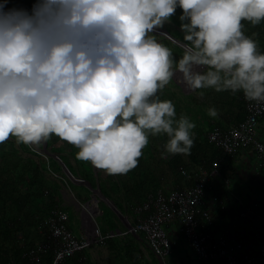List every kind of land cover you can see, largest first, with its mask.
Here are the masks:
<instances>
[{
    "label": "clouds",
    "instance_id": "9594fccd",
    "mask_svg": "<svg viewBox=\"0 0 264 264\" xmlns=\"http://www.w3.org/2000/svg\"><path fill=\"white\" fill-rule=\"evenodd\" d=\"M8 4L0 0V142L39 145L56 134L78 159L123 174L150 135H167L163 154L191 153L196 122L158 95L177 72L189 89L264 102V51L243 30L245 20H264V0ZM178 7L184 43L176 58L156 30Z\"/></svg>",
    "mask_w": 264,
    "mask_h": 264
},
{
    "label": "trees",
    "instance_id": "16d2710c",
    "mask_svg": "<svg viewBox=\"0 0 264 264\" xmlns=\"http://www.w3.org/2000/svg\"><path fill=\"white\" fill-rule=\"evenodd\" d=\"M33 3L34 0H9L7 6L31 9ZM181 12L182 9L178 7L170 21L163 25V28L183 41V30L180 28L182 21L179 19ZM243 23L245 25L243 30L246 34L252 35L257 40L260 50L264 51V20L259 24H252L247 20ZM158 36L164 43L173 48L174 56L178 58L183 51V47L164 34L158 33ZM210 89L206 88L207 92H210ZM214 91L216 94L219 92ZM237 93L241 98L242 103L240 104L244 111L243 117L237 121L239 122L243 120L245 110L241 96L242 92ZM158 95L161 99H171L176 106L177 117L181 115L179 109L180 99L177 98L175 91L164 87L158 90ZM206 126L204 130L196 128L191 153L187 154L186 157L193 165H201L203 166L201 168L210 169L211 163L215 159L220 158L221 163L222 160H229L228 158L232 156L223 153L215 144L206 139V132L210 128L213 126L224 127L214 123L213 120H208ZM152 142L149 136V143L143 148V155L138 158L145 162L147 167L137 164L125 173L128 181L133 184L127 192L131 191L137 200L140 199V194L142 197L144 186H147V188L144 191L143 199L147 193L155 192L158 189L156 182L154 183L155 176L152 174L149 165H147L149 164L147 158L154 155ZM40 145L17 143L15 137L12 136L4 142H0V264H32L29 252L40 240L46 238V235L39 231L40 223L53 208L66 211L69 208L66 205H60L61 190L64 187H69L78 200L88 199V196L82 197L81 193L76 192V184L64 174L59 160L54 157L55 155L74 176L88 181L92 187L98 184L106 197L114 200L113 194L125 190L122 189L123 184L122 179L119 178V173L110 174L106 172V174H103L101 168L94 166L90 161L78 159L75 155L78 150L77 147L56 134H52L46 140L47 149L52 155L47 156L42 153ZM186 157L181 153L171 154L166 161H168L170 168L177 169L178 174L181 175L179 167H187ZM197 169L196 167L190 171H196ZM217 170L218 173H223V169L219 171V166ZM50 171L56 175H53ZM115 204L118 205L117 202ZM99 205L103 210V214L112 213L115 216L114 212L103 202H99ZM117 208L120 209L119 205ZM199 228L201 229L202 226L200 225ZM142 237L141 233H129L118 242L114 238H108L106 242L128 245L125 248V254L128 255L129 260L136 262L143 258L140 251L135 249L138 239ZM38 254L40 264H51L53 259L51 249L40 251ZM151 256L155 257L153 252H151ZM145 263L148 264L149 261L147 260ZM145 263L143 261L142 264Z\"/></svg>",
    "mask_w": 264,
    "mask_h": 264
},
{
    "label": "crops",
    "instance_id": "0c3cea01",
    "mask_svg": "<svg viewBox=\"0 0 264 264\" xmlns=\"http://www.w3.org/2000/svg\"><path fill=\"white\" fill-rule=\"evenodd\" d=\"M212 94L213 97L211 96ZM198 102L201 104L198 105L199 109L195 108V112L189 107V111H193V114L196 115L197 118L203 119V130L207 127L206 123L208 120H213L214 123H218L225 128L230 124L236 123L244 115V111L240 104L242 103L241 98L238 96V93H233L230 90L219 91L217 94H214V92H205L203 97L198 99ZM210 106H215L219 110L217 116L212 117L208 114L207 109ZM257 136L264 140L263 122H260L257 126ZM183 155L186 157L185 154ZM154 156L155 155H150L149 158H147L149 163L147 165H149L152 174L155 176L154 183L156 182L158 189L169 191L173 188L182 187L189 183L182 179L181 175L178 174L177 169L173 170L168 167V165L167 169L163 168V166L161 167V165H159L161 158L158 156L160 161L157 162V159ZM230 156L232 157H229V160L224 159L219 164V171L223 169V173H218L217 170V173L212 176L209 185L205 189L204 197L207 200L206 206L210 211V220L204 221L202 229H207L214 235H222L227 238L230 243L240 242L242 248L239 257L242 260V264H248L244 261V254L254 252L260 243H264V169L259 167L258 160L251 149H239L234 155ZM138 160V165L147 167L145 162L141 159ZM186 164L188 171L196 167H203L201 165H193L187 157ZM101 170V173H103L104 169L101 168ZM119 178L122 179V189L125 190L121 193L117 192L116 194H113L114 200L107 197L108 201H98L100 211L97 215L103 213L99 202H103V204L109 207L115 214L114 216L112 213H107L108 216L114 218V225L111 228L100 229L102 232L125 229L126 225L134 219L133 207L143 200L144 191H146L145 189L147 188V186L143 187L142 197L140 194V199L137 200L131 191H128L129 193L127 192L128 188L133 184L128 181L125 173L121 175L119 174ZM85 187L87 186L85 185ZM71 192L75 196L74 192ZM65 195L66 188L64 187L61 190L60 205L62 206L66 205ZM214 195L220 196L222 202L212 201L211 197ZM76 200L78 203L75 204L77 207L74 216L77 217V221L69 208L67 211H64L68 212L69 227L75 235L79 236L84 234L85 226L88 225L87 218L83 215L80 206L87 199L80 201L76 198ZM108 202L115 209L108 205ZM116 202L120 209L117 208L118 205L115 204ZM95 223L97 224L96 221ZM74 228L75 231L73 230ZM178 229L179 228L175 223H170L166 227L172 244L171 252L166 257L167 264H200L193 251L183 240ZM123 238L124 237L116 238L114 240L118 242ZM126 247H128V245L106 242L105 248H101L99 254H94L93 251L95 248H91L84 250L81 253H77L76 258L83 257V262L85 261L88 264H142L143 261L145 263L147 260L149 261L148 264H162L156 256H151L152 251L146 244L144 237L138 239L135 247V249L140 251V255L143 257L142 259L140 258V261L133 262L129 260L128 255L125 254ZM100 255L104 256V261L99 257ZM95 258L98 261H96ZM210 264L229 263L225 258H220L219 260L210 262Z\"/></svg>",
    "mask_w": 264,
    "mask_h": 264
},
{
    "label": "built area",
    "instance_id": "2783aa9c",
    "mask_svg": "<svg viewBox=\"0 0 264 264\" xmlns=\"http://www.w3.org/2000/svg\"><path fill=\"white\" fill-rule=\"evenodd\" d=\"M241 96L245 110L243 120L225 128L213 126L206 132V139L225 154L234 155L239 149H251L259 167L264 169V140L257 136L258 124L264 123V102L250 101L243 93ZM220 161V158L212 161L210 169L200 167L196 171H188L185 167H179L182 179L189 183L169 191L157 189L147 193L133 207L134 219L123 230L102 232L89 219L91 226H85L84 234L78 236L67 225V212L53 208L39 225V231L46 238L29 252L32 264H40L38 253L47 249L53 251L51 264H86L83 257L76 258L77 253L101 245L108 238H122L129 233H141L154 255L162 264H167L166 257L172 247L166 230L170 223L178 226L183 240L200 264H210L220 258H225L229 264H242L240 242L230 243L222 235L199 228L204 221L210 220L204 193L212 176L217 173ZM211 200L222 202L218 195L212 196ZM80 206L82 211L87 209L85 204ZM244 261L248 264L264 263V243H260L254 252L244 254Z\"/></svg>",
    "mask_w": 264,
    "mask_h": 264
},
{
    "label": "rangeland",
    "instance_id": "374dc122",
    "mask_svg": "<svg viewBox=\"0 0 264 264\" xmlns=\"http://www.w3.org/2000/svg\"><path fill=\"white\" fill-rule=\"evenodd\" d=\"M157 35H158V33H157ZM158 38L161 39L160 36H158ZM205 68H206V66H196V70L203 71V70H205ZM174 78L167 85H165V87H167V88H169V89H171V90L176 92L177 98L180 99L179 100V103H180L179 104V106H180L179 109L181 111V114H187L188 116H190L191 119H193L196 122V127H195V129H193V132L195 134L196 133L195 132L196 128H201L202 127V129H203V127H204V124L202 123L203 119L202 118H200V119L197 118L196 115L193 114V111L192 112L189 111V109H190L189 107H191V109H193L196 112V109L198 108V105H201L198 102V99L203 97V95H200V92L205 93V92H207V90H206V88H204V89H196V90L189 89L188 86L183 82V80L181 78V74L179 72L174 74ZM175 80L181 82L183 84V87H181L178 83H176ZM209 88H211V87H209ZM210 92H214V94H215V91L213 90V88L210 89ZM211 96L213 97V94ZM150 138L153 141L152 142V148L154 150V155H155L154 157L157 159V162H158V161H160L159 158H158V156H159L161 158V161H160L159 165H161V167L163 166V168L167 169V165L169 167V164H168V161H166V160H167L168 156H170L171 154H163V153L165 151L164 144H165V142H166L168 137H166L165 134H159L158 136L157 135L156 136L155 135H150ZM103 174H105V170L103 171ZM76 186H77L76 187V192L77 193L78 192L81 193L82 197H84V196H88L89 197L90 189L88 187H85V185H79V184H76ZM81 201H83V200H81ZM77 203L78 202L76 200V197L69 190V188L66 187L65 204L69 206V210L72 212L73 216H74V213H75V210H76V207H77L75 204H77ZM88 209H89V211L94 213L95 210H96V207H95L94 204H91ZM74 218L77 221V217L74 216ZM95 221L97 222L99 228L102 229V230L103 229H107V228H111L114 225V223H113L114 222V218L111 217V216H108V214L101 213L99 215H96L95 216ZM76 226H77V223H76ZM73 230L75 231V228ZM105 244H106V242L101 244V245L93 247V248H95L93 253L94 254H99V252H100L99 250L101 248H105ZM99 257L102 258V260L104 261V259H103L104 256L100 255ZM96 261H98V260L96 259ZM96 264H99V263H96Z\"/></svg>",
    "mask_w": 264,
    "mask_h": 264
},
{
    "label": "water",
    "instance_id": "95a60500",
    "mask_svg": "<svg viewBox=\"0 0 264 264\" xmlns=\"http://www.w3.org/2000/svg\"><path fill=\"white\" fill-rule=\"evenodd\" d=\"M156 32L158 33H161V34H164L165 36H167L168 38H170L171 40L177 42L178 44H180L181 46L183 45L184 41H181L179 39H177V37L175 35H173L170 31H168L167 29L165 28H157ZM176 76V75H175ZM175 79V78H174ZM176 83H178L181 87H183V84L177 80H175ZM40 150L42 153H44L45 155H52L48 149H47V146H46V141H43L40 143ZM54 157H56L60 164H61V167H62V170L64 172V174L71 180L73 181L74 183H77V184H83V185H86L89 189H90V196L89 198L83 203L85 204V206L88 208V206H90L92 203H94L96 209H97V212L96 213H88V210L87 209H84L83 210V215L84 213H88L89 214V219L93 222V224H96L95 221H94V218L95 216L97 215V213L100 211L99 209V206H98V201L99 200H104V201H108L107 197L102 193L99 185H96L95 187H92L88 181L80 178V177H77V176H74L71 171L68 169V167L58 158L57 155H55ZM109 203V202H108ZM110 206H112L110 203L108 204ZM113 208V206H112ZM115 209V208H113ZM85 216V215H84ZM128 225V224H127Z\"/></svg>",
    "mask_w": 264,
    "mask_h": 264
},
{
    "label": "bare ground",
    "instance_id": "6f19581e",
    "mask_svg": "<svg viewBox=\"0 0 264 264\" xmlns=\"http://www.w3.org/2000/svg\"><path fill=\"white\" fill-rule=\"evenodd\" d=\"M92 204H94V203H92ZM88 208H89V206H88ZM87 208V209H88ZM97 212V209L95 210V212L94 213H96ZM88 213H92L91 211H89V209H88ZM88 213H84V215H85V217L87 218V222H88V224H90V226H91V222L89 221V214ZM93 214V213H92Z\"/></svg>",
    "mask_w": 264,
    "mask_h": 264
}]
</instances>
